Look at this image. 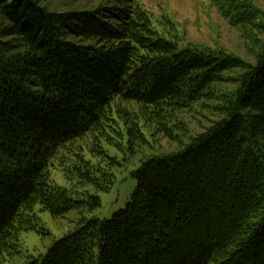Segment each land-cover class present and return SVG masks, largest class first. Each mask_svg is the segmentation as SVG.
Masks as SVG:
<instances>
[{
  "label": "trees",
  "instance_id": "1",
  "mask_svg": "<svg viewBox=\"0 0 264 264\" xmlns=\"http://www.w3.org/2000/svg\"><path fill=\"white\" fill-rule=\"evenodd\" d=\"M134 1L106 17L0 0V39L23 48L7 61L0 43V259L264 264V44L244 63L161 31ZM197 108L215 118L195 133L184 115ZM159 138L175 147L158 149ZM131 166L125 208L90 217ZM73 210L76 226L46 253H23L22 233L49 234L38 212Z\"/></svg>",
  "mask_w": 264,
  "mask_h": 264
},
{
  "label": "rangeland",
  "instance_id": "2",
  "mask_svg": "<svg viewBox=\"0 0 264 264\" xmlns=\"http://www.w3.org/2000/svg\"><path fill=\"white\" fill-rule=\"evenodd\" d=\"M50 11L58 14L77 12H98L108 17L110 12L129 5L128 0H38ZM134 5L145 10L153 18L154 25L161 31L177 36L181 41L197 45L208 50H216L239 57L244 63H254L258 51L264 44V0H135ZM133 5V6H134ZM227 6L231 7V14L225 12ZM249 13V19L243 22H234L229 19L235 13ZM111 23L113 19L107 18ZM7 24L0 20V26ZM4 28V27H3ZM69 41L78 42L70 36ZM19 42V41H18ZM1 45L5 46V52L15 58L16 53L22 51L20 43L15 37L1 38ZM20 47V48H19ZM15 49V50H14ZM17 51V52H16ZM7 61L16 60L11 57ZM235 85L227 84L225 89L232 90ZM213 103V102H210ZM197 111L184 115L192 132H199L215 118V114L197 108ZM214 115V116H213ZM159 148L168 151L175 145L165 138H159ZM111 156L121 158V153L114 147H107ZM135 166V165H134ZM116 170L115 184L111 190L100 193L101 206L89 215L102 219H110L113 214L127 205L132 193L137 186V179L131 175L136 167ZM53 180L60 186L72 189L73 181L66 178L61 170H53ZM86 197V194H80ZM43 227L49 232H24L20 236V243L24 254L30 252L34 255L46 253L54 240L63 238L72 230L80 217V213L73 210L64 217L54 218L50 212H38ZM24 260V256H15L13 259H0V264H18Z\"/></svg>",
  "mask_w": 264,
  "mask_h": 264
}]
</instances>
